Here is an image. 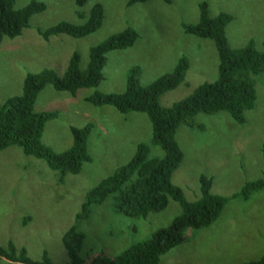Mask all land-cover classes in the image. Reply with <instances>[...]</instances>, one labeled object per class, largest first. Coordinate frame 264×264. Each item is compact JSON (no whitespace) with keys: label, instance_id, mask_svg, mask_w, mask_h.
I'll use <instances>...</instances> for the list:
<instances>
[{"label":"rangeland","instance_id":"1","mask_svg":"<svg viewBox=\"0 0 264 264\" xmlns=\"http://www.w3.org/2000/svg\"><path fill=\"white\" fill-rule=\"evenodd\" d=\"M32 1L44 2L46 10L30 19L29 28L14 39L0 42V103L19 91L25 73L45 67L64 70L72 52L80 56V68L88 62V51L127 27L138 39L125 50L107 55L103 80L96 87L80 90L75 96L46 87L38 96L36 109L57 113L45 126L42 141L60 153L72 144L70 127L93 124L88 148L91 162L77 176L51 171L42 160L23 154L17 147L0 151V247L12 244L17 256L39 263L47 253L54 264H67L62 244L64 233L75 223L85 194L102 178L123 165L139 143L151 138V125L143 114H119L113 108H97L85 101L94 92L122 93L132 68L138 69L139 83L150 84L170 73L181 57L189 69L177 89L161 98L163 107L187 97L199 85L217 78L218 58L210 40L186 35L183 24L198 21V6L205 2L209 15L227 13L233 17L226 27L228 44L242 48L252 41L255 49L264 51V0H148L127 6L129 0H87L78 9L75 0H17L22 8ZM94 4H101L104 18L93 34L81 38L60 35L43 40L38 30L58 22L83 24L84 16ZM256 101L244 113L245 123H235L228 114L198 115V126H180L176 139L183 151V162L172 174L171 182L179 187L188 202L199 198V178H212L211 192L228 201L219 218L210 226L188 232L185 241L169 250L160 264H244L257 260L264 244V190L247 200L232 198L247 182L264 175V73L254 77ZM163 154L151 148V157ZM181 214L171 201L161 213L145 220H131L114 211L111 199L95 206L87 221L79 222L83 233L81 256L103 253L113 258L131 245L148 239L153 232L170 225ZM102 251V252H101ZM0 264H19L0 259ZM23 264V263H22Z\"/></svg>","mask_w":264,"mask_h":264},{"label":"trees","instance_id":"2","mask_svg":"<svg viewBox=\"0 0 264 264\" xmlns=\"http://www.w3.org/2000/svg\"><path fill=\"white\" fill-rule=\"evenodd\" d=\"M148 0H129L127 6L143 4ZM169 3L170 0H161ZM17 0H0V42L19 37L29 28L30 19L46 10L44 2L32 1L22 8H16ZM87 0H75L74 5L81 9ZM80 19L86 17L83 24L61 21L38 30L40 37L47 41L52 37L65 35L81 39L96 32L102 25L104 10L101 4H94L88 14L78 12ZM233 17L227 13L209 15L208 5L202 2L198 6L196 24H183L186 35L210 40L218 58L217 78L210 83L197 86L191 94L163 107L164 94L183 84L189 62L181 57L170 73H166L148 85L138 81V69L129 70L125 90L122 93L104 94L94 92L85 101L101 108L110 107L119 114H143L151 125L150 141L135 146L132 156L116 167L110 175L102 178L85 194L75 223L62 237L67 253V264H160L161 257L169 250L182 244L187 233L210 226L221 215L228 199L211 192L212 178L201 175L199 178V198L188 202L182 190L171 182L172 174L183 162V151L176 139L180 126L199 127L198 115L226 113L237 124L245 123L244 113L254 108L256 89L254 77L264 73V51L255 49L252 41L242 48L233 49L226 37V27ZM137 32L127 27L103 42L92 46L88 51L86 68H80V56L72 52L64 70L45 67L35 73H25L19 91L6 97L0 103V151L17 147L23 154L42 160L46 166L60 176H77L84 165L91 162L88 142L93 124L85 123L81 127H70L71 146L57 153L42 141L45 126L55 120L57 113L38 111L35 107L39 94L51 87L59 93L71 96L80 90L96 88L103 80V68L108 53L125 50L134 45ZM158 149L161 157H151V148ZM264 156V153H263ZM264 190V175L247 182L238 194L232 198L247 200L252 194ZM111 199L114 211L131 220H145L150 214L163 212L173 201L181 208V214L175 217L169 226L160 228L151 236L137 242L121 254L109 258L103 253L83 258V233L78 232V224L87 221L95 206ZM102 252V251H101ZM23 264H54L46 252L39 263H33L24 250L16 256L12 244L0 247V259ZM244 264H264V244L261 256Z\"/></svg>","mask_w":264,"mask_h":264},{"label":"water","instance_id":"3","mask_svg":"<svg viewBox=\"0 0 264 264\" xmlns=\"http://www.w3.org/2000/svg\"><path fill=\"white\" fill-rule=\"evenodd\" d=\"M3 260H5V261H7V262H9V263H11L12 261H10L9 259H7L6 257H1ZM19 263V262H18ZM19 264H22V263H19Z\"/></svg>","mask_w":264,"mask_h":264}]
</instances>
